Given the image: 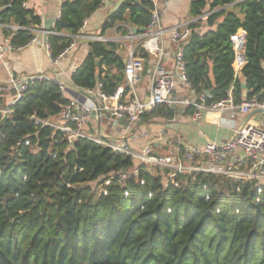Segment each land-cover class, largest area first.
I'll return each mask as SVG.
<instances>
[{
	"label": "trees",
	"instance_id": "1",
	"mask_svg": "<svg viewBox=\"0 0 264 264\" xmlns=\"http://www.w3.org/2000/svg\"><path fill=\"white\" fill-rule=\"evenodd\" d=\"M26 2L0 0V25L14 48L28 46L42 24ZM103 4L64 0L48 40L51 59L73 43L63 33L79 35ZM153 9L150 0H124L103 33L126 22L146 29ZM190 15L205 17L209 27L201 35L202 20L192 24L185 43L195 95L209 92L212 102L232 93L236 104L264 103V0H193ZM240 32L245 84L234 69L232 38ZM125 67L115 44L92 42L71 85L107 96L123 86L128 93ZM68 103L56 82L35 81L11 116L0 113V264H264V186L184 174L164 187L130 156L85 139L69 146L61 133L37 124L57 118ZM176 114L160 107L143 119ZM136 167L138 176L121 182L119 174Z\"/></svg>",
	"mask_w": 264,
	"mask_h": 264
},
{
	"label": "built area",
	"instance_id": "2",
	"mask_svg": "<svg viewBox=\"0 0 264 264\" xmlns=\"http://www.w3.org/2000/svg\"><path fill=\"white\" fill-rule=\"evenodd\" d=\"M162 1L150 0L154 9L151 22L143 32V50L145 53L152 55L156 62L151 85L145 99H142L137 92V88L144 77V59L137 56L135 52H131L129 61L125 67V78L129 87L128 93H125L123 86L118 87L112 96L103 94L101 90H99V94L94 92L96 90H86L90 95H98L100 104L91 106L78 99L71 98L69 99V103L57 116V122H53L51 119L46 121L34 119L37 124L50 127L56 133H61L63 140L69 146H73L80 139H85L103 147L110 148L113 152L130 156L141 165H149L158 169L167 170L169 171L167 174L168 183L174 182L179 175L204 174L221 176L236 184L257 183L264 186L263 121L256 125L245 123L242 128L233 129V135L230 139L206 141L203 145H187L182 138H176L169 145L167 155L155 153L153 144L151 143L144 146L141 150H136L131 146L127 138H106L100 133L92 132V116H95V120L98 119L100 121L103 115H109L114 120H123L130 124H138L142 121L145 114H150L160 107L179 111L194 125L201 123L205 116L209 114L228 115L231 118H235L238 114L249 116L261 110L262 113L260 114L264 116L263 102H260L258 99H253L244 100L242 103L236 104L232 93L226 99L212 102H208L212 100L209 92L199 95H195L194 93V100L188 97H175L179 86H185L190 91H193L186 75L184 61L185 43L191 35V29L184 24H176L171 28H164L161 11ZM19 29L18 26H15L13 30L16 31ZM53 34L54 32L52 31L48 36ZM166 39H169L177 45L175 52L177 74L169 72L163 64ZM232 41L236 52L234 68L237 70L243 68L246 63L244 55L246 43L245 33H238L232 38ZM32 42L40 43V40L35 37ZM43 45L46 48V53L51 58L48 41L46 44L43 41ZM5 46L9 49H14L9 37L5 38L4 42H0V59L4 58L6 52ZM64 53L56 60L51 59L52 62L57 65ZM35 81H54L59 85L64 97L68 94L66 83L56 75L49 76L43 74L25 82H17L15 79H12L8 87L13 89L16 95L10 108L0 110L3 117L12 115L13 110L11 107L22 100L29 84ZM191 108L194 109V112L191 115H187V111ZM169 121L174 122L175 119H169ZM163 133L164 130L161 131L162 135H164ZM145 136L147 134L144 133L142 137ZM138 172L139 168L136 167L131 172L125 171L120 173L121 182L133 176H138Z\"/></svg>",
	"mask_w": 264,
	"mask_h": 264
},
{
	"label": "crops",
	"instance_id": "3",
	"mask_svg": "<svg viewBox=\"0 0 264 264\" xmlns=\"http://www.w3.org/2000/svg\"><path fill=\"white\" fill-rule=\"evenodd\" d=\"M63 2L64 0H27L25 8L34 11L42 21L41 26L35 30L36 38L40 40V43L32 42L24 48L14 49H9L5 46L6 52L4 58L0 59V110L10 108L15 98V91L8 87L10 80L15 79L17 82H25L43 74L49 76L56 75L66 83L68 87L66 98L78 99L91 106L100 104L98 95H90L86 90L77 89L71 85L72 75L84 63L90 50V43L92 42L115 44L116 52L125 64L129 61L131 52H135L139 57L142 55L141 52L147 54L143 50V33L135 35L132 31V28L135 26H132L128 22L118 24L103 33L105 22L124 2V0H104L103 6L85 22V26L79 35L72 36L67 32L63 33L65 37L72 38L73 43L59 59L58 64H54L43 45L44 33H41L39 30L46 24H51L52 28H54L55 23L60 18ZM192 2L193 0H163L161 4L163 27L171 28L176 24H184L190 27L192 24L199 23L202 20L200 27L196 31L201 35L209 31L205 17L195 19L190 15ZM1 11L2 7L0 6V13ZM126 18L128 19V16ZM3 28L0 25V42H4L6 38L3 34ZM176 50L177 45L169 39H166L163 64L169 72L174 74L177 72L175 67ZM143 59L145 72L143 80L137 88V92L142 99H145L151 85L156 62L150 54H147V58ZM241 70L242 68L235 69V72L236 76L243 81ZM243 84H245L244 81ZM99 90L98 88L94 92L99 94ZM175 97L195 99L194 92L185 86H179ZM261 116L263 114L253 113L249 116L238 114L235 118H231L228 115L209 114L205 116L201 123L194 125L179 111H177L174 117V122L168 119L154 117L152 121H147V123L142 119L138 124L114 120L109 115H103L100 121L98 119L95 122L93 120L91 121V129L92 132L100 133L101 135L104 134L103 136L106 138H127L131 146L136 150H141L144 146L151 143L153 144L155 153L167 155L169 145L176 138H182L187 145H203L206 141L227 140L232 137L234 128H242L245 123L256 125L261 121L264 122V117L257 121L258 117ZM51 120L57 122V118H52ZM188 126H196V128L189 129L187 128ZM135 127H139L136 135L133 134ZM162 130H164V135L161 134ZM105 131H109V133L107 134ZM223 131L226 132L223 134ZM144 133L147 136L142 137ZM149 172L151 173V171ZM153 175L157 176L155 174Z\"/></svg>",
	"mask_w": 264,
	"mask_h": 264
},
{
	"label": "rangeland",
	"instance_id": "4",
	"mask_svg": "<svg viewBox=\"0 0 264 264\" xmlns=\"http://www.w3.org/2000/svg\"><path fill=\"white\" fill-rule=\"evenodd\" d=\"M15 93V92H14ZM264 116H261V117H258V119L257 118H255V119H257V121L259 120V119H262ZM107 126V125H106ZM146 127H148V126H146ZM187 128H196V126H192V127H190V126H188ZM137 129H139V127L137 128V127H135L134 128V132H133V134L134 135H136V132L138 131ZM110 130V129H109ZM214 130H216V128H214ZM105 132H107V134L109 133V131H105ZM226 131H223V134L225 133ZM104 135V134H103ZM136 165H140V163L139 162H137L136 161ZM145 167H146V170L149 172V171H151V173L152 174H155V175H157V176H161L162 177V181H163V185H164V187H166L167 186V183H168V178H167V176H166V172L164 171V170H162V169H158V168H155V167H152V166H149V165H144ZM90 186L94 189V190H98V188H97V183H92V184H90Z\"/></svg>",
	"mask_w": 264,
	"mask_h": 264
},
{
	"label": "water",
	"instance_id": "5",
	"mask_svg": "<svg viewBox=\"0 0 264 264\" xmlns=\"http://www.w3.org/2000/svg\"><path fill=\"white\" fill-rule=\"evenodd\" d=\"M55 22V21H54ZM53 22V23H54ZM52 30H53V28H52V26H51V24H46L43 28H41L39 31L41 32V33H44V44H46L47 43V41H48V39H49V36H48V34L50 33V32H52ZM132 31L134 32V34L135 35H137L138 33H143L144 32V29L143 28H136V27H133L132 28ZM97 64H98V62H97ZM244 88H245V85H244ZM255 113H262L261 112V110H258L257 112H255ZM92 120L95 122L96 120H95V116H92ZM123 121V120H122Z\"/></svg>",
	"mask_w": 264,
	"mask_h": 264
}]
</instances>
